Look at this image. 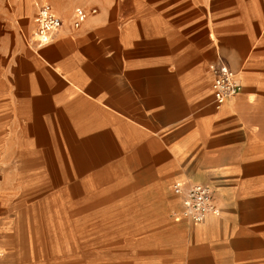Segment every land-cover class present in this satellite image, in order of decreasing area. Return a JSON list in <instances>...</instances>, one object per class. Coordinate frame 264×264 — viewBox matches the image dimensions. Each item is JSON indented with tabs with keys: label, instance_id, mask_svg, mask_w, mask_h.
<instances>
[{
	"label": "crops",
	"instance_id": "obj_1",
	"mask_svg": "<svg viewBox=\"0 0 264 264\" xmlns=\"http://www.w3.org/2000/svg\"><path fill=\"white\" fill-rule=\"evenodd\" d=\"M37 1L0 24V224L53 203L102 226L93 264H264V0H49L42 46ZM193 182L198 224L172 189Z\"/></svg>",
	"mask_w": 264,
	"mask_h": 264
},
{
	"label": "rangeland",
	"instance_id": "obj_2",
	"mask_svg": "<svg viewBox=\"0 0 264 264\" xmlns=\"http://www.w3.org/2000/svg\"><path fill=\"white\" fill-rule=\"evenodd\" d=\"M13 1L0 0V24L14 18ZM34 212L17 219L32 223L0 224V264H93V258L101 257L104 242L94 233L102 226L79 222L68 206L48 203Z\"/></svg>",
	"mask_w": 264,
	"mask_h": 264
},
{
	"label": "built area",
	"instance_id": "obj_3",
	"mask_svg": "<svg viewBox=\"0 0 264 264\" xmlns=\"http://www.w3.org/2000/svg\"><path fill=\"white\" fill-rule=\"evenodd\" d=\"M87 11L77 7L73 12L72 23L77 27L85 20ZM35 42L37 46L45 45L52 40L53 34L62 25L61 18L54 11L49 0H38L33 17ZM214 101L221 104L226 98L241 91V85L235 81L233 72L226 65H219L214 70L211 84ZM173 193L181 198V215L193 223H202L215 212L211 187L202 183H175Z\"/></svg>",
	"mask_w": 264,
	"mask_h": 264
}]
</instances>
